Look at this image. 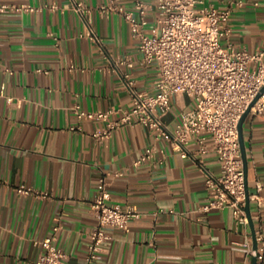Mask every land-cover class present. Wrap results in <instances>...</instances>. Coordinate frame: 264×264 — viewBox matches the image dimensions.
<instances>
[{"label": "crops", "instance_id": "0c3cea01", "mask_svg": "<svg viewBox=\"0 0 264 264\" xmlns=\"http://www.w3.org/2000/svg\"><path fill=\"white\" fill-rule=\"evenodd\" d=\"M5 1L40 10L0 16V264H35L42 249L33 241L50 235L65 251V264H254L249 223L238 225L230 209L200 210L207 201L204 171L220 170L210 137L206 152L193 142L182 158L142 126H124L99 142L92 134L104 124L77 120L76 105L86 112L113 110L117 119L132 104L126 83L152 92L158 77L156 64H143L124 18L98 11L108 0ZM136 1L118 3L131 9ZM141 1L149 6L145 32L151 35L157 0ZM74 2L93 9L101 48L85 36ZM206 3L233 7L237 48L252 53L264 46V0ZM194 105L183 94L173 96L163 122L172 129ZM242 139L249 192L257 182L262 186L259 202H250L251 219L255 233H264V115L249 113ZM151 147L152 157L137 164ZM101 178L110 202L136 206L142 216L127 232L108 230L106 251L89 261L90 208ZM20 185L40 195L19 194Z\"/></svg>", "mask_w": 264, "mask_h": 264}, {"label": "built area", "instance_id": "2783aa9c", "mask_svg": "<svg viewBox=\"0 0 264 264\" xmlns=\"http://www.w3.org/2000/svg\"><path fill=\"white\" fill-rule=\"evenodd\" d=\"M74 9L86 24L85 36L101 48L103 43L92 26L93 9L83 2H74ZM97 9L102 14L115 12L124 18L133 38L138 41L143 64L147 67L156 64L158 77L152 92L139 91L133 82L126 83L132 104L117 119L111 118L113 110L86 112L76 105L73 112L77 120L102 122L103 127L92 134L99 142L109 139L114 131L124 126H142L154 131L156 139L166 140L182 158H187L188 147L193 142L201 145V153L206 152L203 142L205 137H210L220 170L217 174L204 171L207 201L200 210L209 213L230 209L235 222L247 226V193L238 125L264 88V46L251 53L232 43L230 19L233 7L230 5L220 9L207 4L206 0H157V25L151 35L145 32L149 6L144 1L137 0L128 9L118 0H108ZM39 10L0 0V16ZM128 66L133 65L128 62ZM177 94L193 99L195 105L183 112L170 129L163 117L170 111L172 97ZM251 112L264 115V93ZM153 154L154 148H147L137 164ZM261 189L257 182L255 191L249 192L250 202H259ZM16 192L40 195L24 185L17 187ZM110 200L107 183L101 178L90 208L95 225L89 234V261L99 260L106 251L111 240L108 230L127 232L130 222L142 216L136 206ZM255 239L257 247L250 249V254L255 258V264H264V233L257 231ZM33 244L42 249L35 264H65L66 253L58 246L55 235L34 240Z\"/></svg>", "mask_w": 264, "mask_h": 264}, {"label": "water", "instance_id": "95a60500", "mask_svg": "<svg viewBox=\"0 0 264 264\" xmlns=\"http://www.w3.org/2000/svg\"><path fill=\"white\" fill-rule=\"evenodd\" d=\"M262 93H264V88L261 90L260 94L253 100V102L249 105V107L247 108L245 113L242 115V117H241V119L239 121V125H238L239 143H240L241 156H242V161H243V168H244V174H245V186H246V193H247L245 212L247 214L251 230H252V232L254 234V238H255V230H254V225H253V222H252V219H251V214H250V201H249V198H248L249 189H248V186H247V164H246V156H245L244 144H243V139H242V126H243L245 118L249 115V113L251 112L252 107L254 106V104L259 99V97L261 96ZM256 247H257V243H256V241L254 239V247H253V249H256ZM254 264H255V258H254Z\"/></svg>", "mask_w": 264, "mask_h": 264}]
</instances>
